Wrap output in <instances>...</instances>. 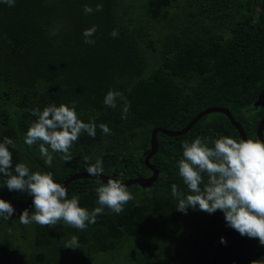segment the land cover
I'll use <instances>...</instances> for the list:
<instances>
[{
	"label": "trees",
	"instance_id": "obj_1",
	"mask_svg": "<svg viewBox=\"0 0 264 264\" xmlns=\"http://www.w3.org/2000/svg\"><path fill=\"white\" fill-rule=\"evenodd\" d=\"M127 1L15 0L10 7L0 0V142L7 136L16 144L9 149L13 174L17 148L28 146L26 131L36 119L31 110L42 111L49 104L75 102L79 118L97 124L94 138L84 132L73 144V161L64 177L44 169L58 183L85 172L98 157L108 179L146 177L142 159L150 131L179 130L212 106L226 109L246 140L255 139L264 114L252 106L264 89V0H136L135 17L133 9L128 13L122 8ZM97 3L103 4L102 11L84 13L85 5L95 9ZM92 25L98 26L94 45L84 43L83 36ZM146 26L162 32L166 27L167 33L156 37L155 45ZM113 29L119 32L117 38L109 35ZM109 89L121 91L130 102L126 119H121L122 101L116 108L104 104ZM100 123L113 134H103ZM222 136L240 140L226 117L217 113L204 116L184 135L157 133L150 159L157 171L150 187L154 191L146 196L149 190L132 185L141 192L132 193L134 199L120 214L105 208L85 230L67 225L56 232L36 226L30 245L37 253L29 264H49L47 248L55 255L53 263L92 264L97 253L119 252L131 241L139 261L151 250L150 264H264V246L257 238L230 228L219 210L177 211L178 199L171 194L173 184L185 196L190 194L178 172L182 144L201 137L212 147ZM93 151L96 157L85 162L83 157ZM61 155L53 153L59 160ZM5 179L0 174V184ZM96 185L91 179L75 180L67 186L68 197L77 195L80 206L91 211L99 206ZM164 185L170 192L163 197ZM27 209L33 211L32 202ZM187 216L203 219L189 236L180 222ZM154 235L160 240L157 246L148 244ZM72 236L79 248L64 247Z\"/></svg>",
	"mask_w": 264,
	"mask_h": 264
},
{
	"label": "clouds",
	"instance_id": "obj_2",
	"mask_svg": "<svg viewBox=\"0 0 264 264\" xmlns=\"http://www.w3.org/2000/svg\"><path fill=\"white\" fill-rule=\"evenodd\" d=\"M8 6H14L15 0H3ZM103 10V4L97 3L95 9L85 5V14ZM98 26L92 25L83 30L84 43L95 44L92 39ZM109 35L117 38L119 32L113 29ZM122 101L121 119H126L130 102L121 91L109 89L104 96V104L116 108ZM31 114L36 119L26 131L24 143L29 147L39 143V153L44 163L51 167L53 153H61L64 162H71L73 144L80 135L86 132L90 137L96 136L97 124L94 121L83 122L76 111L75 102L71 106L61 103L59 106L49 104L42 111L33 108ZM105 135H112V130L105 123L98 125ZM212 147L201 137L182 144L183 158L178 162L179 176L187 186L189 193L184 195L176 184L171 186V194L178 199L177 211L187 213L189 208L199 209L208 214L221 211L227 225L241 236L257 238L264 246V140L240 139L228 136L215 139ZM14 141L5 136L0 142V174L7 179L0 186H7L9 191L26 192L32 197L33 211L24 209L19 216L21 224L36 223L41 227L55 228L61 222L78 230H85L88 225L96 223V217L103 214L105 208L120 214L125 205L134 199L128 186L119 179L98 181L95 189L98 207L89 211L80 206L79 197H68V189L55 182L52 172H30L25 163L12 168V152ZM51 151H50V150ZM90 160L89 156L83 157ZM87 173L100 177L104 172L103 161L97 158L89 164ZM15 209L0 199V217L9 220ZM221 243H225L221 237ZM65 248H79L76 236L66 242ZM252 264H255L253 261Z\"/></svg>",
	"mask_w": 264,
	"mask_h": 264
},
{
	"label": "rangeland",
	"instance_id": "obj_3",
	"mask_svg": "<svg viewBox=\"0 0 264 264\" xmlns=\"http://www.w3.org/2000/svg\"><path fill=\"white\" fill-rule=\"evenodd\" d=\"M136 6H137L136 0H128L125 3V5L122 6V8H127V12L129 11V9H133V13L135 17L136 16L135 14ZM176 11H180V10H176ZM56 26H58V24H56ZM162 28L164 29V32L159 31L158 28H154V27L151 28L152 30L149 29V26H146L145 28V30L149 31L148 38L153 40L155 45H157L156 37L162 36L165 33H167L165 32L166 27H162ZM17 155H18V163H25L29 167L30 172H35V171L44 172V169L48 168V169H52L56 173H59V175L62 177H64L68 173L69 167L71 166L72 161H73L72 159L71 162H64L62 159L59 160L57 158H54L52 161L51 167H48L44 163V158L39 153V145L37 144L31 147L22 146L19 144V148H17ZM95 157L96 156L93 151V153H91L90 158L94 159ZM96 186L98 187V185ZM161 187H163L161 189V195L164 197V194L167 195L170 191L165 192L167 188V186L165 185ZM129 190L132 193L134 192L135 195L137 196L141 192L140 190H138V188L134 186H130ZM146 190H149L143 193L146 196L150 195L154 191L153 188H149ZM25 194L26 192L9 191L6 185L0 186V199H4L10 204L22 203L23 196ZM17 212L19 213H16L14 217H11V219L7 221L4 219L1 221L0 219L1 221L0 222V264H29L30 261L34 262L32 256L35 253H37V251H35V248L31 247L30 243L33 237L34 229L36 228V226L37 228L41 226L36 223H31L28 225L21 224L19 221V216L21 212L20 211H17ZM199 214H202V213L199 212ZM201 220H203L201 217H197L195 221H193L188 216L180 218V222H183L181 224L183 225V228L188 234L187 236L191 234L190 230L193 229L194 226L197 227L200 224ZM65 228H67V225L61 222V224L57 225L56 228H53V229H55L54 231L58 232L60 230L65 231ZM184 233L185 232H183V234ZM180 235H182V233H180ZM151 240L152 241H150L148 244L154 245V246H157L160 244L159 242L160 240L155 235L152 237ZM190 241L188 243H183V244L187 245L190 243ZM132 243L133 241H131L130 244H127L125 246L123 245V247L120 249L119 252L106 251L102 253H97L95 256L93 254L91 256V257L94 256V262L92 264H150L148 260L152 259L151 250L147 249L145 253L142 255L144 260L139 261L137 259L138 254L135 251L136 244L135 243L132 244ZM117 245H119V247L121 246V244L119 243ZM45 254H46V257H49V259L45 260L47 263L56 264L57 261H55V263L52 262L53 261L52 257L55 255L50 251V248L46 249Z\"/></svg>",
	"mask_w": 264,
	"mask_h": 264
},
{
	"label": "water",
	"instance_id": "obj_4",
	"mask_svg": "<svg viewBox=\"0 0 264 264\" xmlns=\"http://www.w3.org/2000/svg\"><path fill=\"white\" fill-rule=\"evenodd\" d=\"M253 108H261L264 109V89L258 94L255 101L252 104ZM222 114L226 117L230 125L235 129L240 139L246 140L244 133L240 126L234 122L232 119L230 113L222 108V107H208L200 112H198L183 128L175 131H168L162 128H153L149 133V140H148V148L146 151L143 152V159L142 164L145 170L148 171V176L141 177V178H132L129 180L122 181L125 185L128 187L132 185H136L141 189H149L157 180V171L150 165V159L155 154L157 145H156V134L160 133L166 137H178L181 135H184L187 133L201 118H203L206 115L209 114ZM264 130V114L260 118V120L257 122L255 127V139L259 138L262 140V131ZM82 179H91L94 181H103L107 182L106 177L100 176V177H93L90 176L87 171L85 172H79L72 174L68 176L64 181L61 182L62 185L68 186L69 183L75 181V180H82ZM32 202V197L26 193L25 199L20 204H11L12 207L15 209V211H23L24 209H27Z\"/></svg>",
	"mask_w": 264,
	"mask_h": 264
}]
</instances>
